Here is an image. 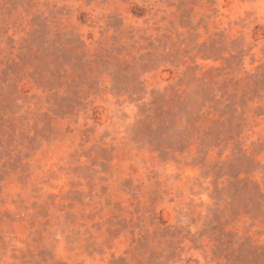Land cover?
Returning <instances> with one entry per match:
<instances>
[{
    "label": "rangeland",
    "instance_id": "obj_1",
    "mask_svg": "<svg viewBox=\"0 0 264 264\" xmlns=\"http://www.w3.org/2000/svg\"><path fill=\"white\" fill-rule=\"evenodd\" d=\"M0 264H264V0H0Z\"/></svg>",
    "mask_w": 264,
    "mask_h": 264
}]
</instances>
